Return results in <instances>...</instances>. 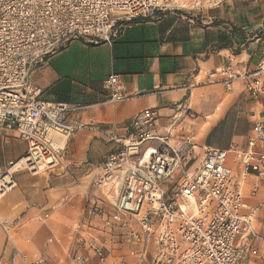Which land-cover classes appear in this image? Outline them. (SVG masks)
I'll list each match as a JSON object with an SVG mask.
<instances>
[{"label":"built area","instance_id":"built-area-1","mask_svg":"<svg viewBox=\"0 0 264 264\" xmlns=\"http://www.w3.org/2000/svg\"><path fill=\"white\" fill-rule=\"evenodd\" d=\"M218 4V0H0V127L15 130L27 143L20 169L39 173L32 158L47 163L43 171L64 166L71 137L94 127L73 117L82 107L41 99V89L30 82L35 63L73 40L110 42L135 20H157L170 12L201 14ZM234 62L210 78L227 90L241 81L252 99L263 98L264 53L253 69H240ZM103 87L110 102L126 98L119 75H110ZM193 116L181 111L166 133L158 134V114L147 108L134 117L126 137H110L117 147L98 167L92 185L102 191L112 211L91 200L85 210L89 217L102 220L106 236H93L83 222L75 224L72 233L73 239L87 235L84 243L100 262L108 259L114 246L125 245L132 264H264V252L257 246L264 244V231L255 226L264 202L252 207L245 194L250 178L253 197L264 182V122L255 123L245 149L202 148L190 124ZM50 130L67 136L63 148L53 144ZM154 141L157 147L149 145ZM16 164L0 170V200L16 187L15 170L11 171ZM71 260L86 264L76 254Z\"/></svg>","mask_w":264,"mask_h":264},{"label":"crops","instance_id":"crops-1","mask_svg":"<svg viewBox=\"0 0 264 264\" xmlns=\"http://www.w3.org/2000/svg\"><path fill=\"white\" fill-rule=\"evenodd\" d=\"M218 1L201 14L170 12L157 20H135L110 42L73 40L32 66L30 82L41 89L42 100L82 107L73 117L94 127L71 137L64 166L36 174L15 169L16 187L0 200V264L38 259L73 264L74 254L86 264L133 263L125 245L114 246L102 263L85 245L87 235L73 239L72 233L83 222L93 236H106L102 220L85 212L88 200L112 211L92 182L117 147L110 137H126L134 117L147 108L158 114V134L187 111L194 115L192 128L202 148H247L253 126L264 122V97L252 99L241 81L227 90L210 75L231 60L240 69L255 68L264 53V0ZM113 74L121 77L126 95L118 102H110L103 87ZM27 149L15 130L0 127V170L18 163ZM230 168L237 172L233 164ZM252 181L245 194L256 207L264 202V182L253 197ZM256 217L255 226L263 232L264 207ZM257 246L264 252L263 243Z\"/></svg>","mask_w":264,"mask_h":264},{"label":"bare ground","instance_id":"bare-ground-1","mask_svg":"<svg viewBox=\"0 0 264 264\" xmlns=\"http://www.w3.org/2000/svg\"><path fill=\"white\" fill-rule=\"evenodd\" d=\"M49 137L52 139V142L54 145H57L58 148H63L67 142V136L61 131V130H50L48 132ZM32 160H34V164L36 166V169L38 170V172L42 171L45 166H46V162L44 161H38L37 158H32ZM22 164V163H21ZM20 163H17L11 171H14L17 168L21 167Z\"/></svg>","mask_w":264,"mask_h":264},{"label":"rangeland","instance_id":"rangeland-1","mask_svg":"<svg viewBox=\"0 0 264 264\" xmlns=\"http://www.w3.org/2000/svg\"><path fill=\"white\" fill-rule=\"evenodd\" d=\"M190 124H192V122H190ZM192 125H193V124H192ZM40 172H43V170H42V171H40ZM40 172H39V173H40ZM257 245H258V244H257ZM258 248H259V247H258Z\"/></svg>","mask_w":264,"mask_h":264}]
</instances>
